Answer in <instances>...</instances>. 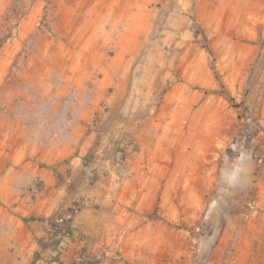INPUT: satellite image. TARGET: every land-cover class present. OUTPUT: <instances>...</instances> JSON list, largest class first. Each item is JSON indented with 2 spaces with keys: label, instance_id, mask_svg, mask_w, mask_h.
Listing matches in <instances>:
<instances>
[{
  "label": "rangeland",
  "instance_id": "1",
  "mask_svg": "<svg viewBox=\"0 0 264 264\" xmlns=\"http://www.w3.org/2000/svg\"><path fill=\"white\" fill-rule=\"evenodd\" d=\"M4 166L46 228L29 264H264V0H0ZM120 179L160 196L87 250L59 187Z\"/></svg>",
  "mask_w": 264,
  "mask_h": 264
},
{
  "label": "crops",
  "instance_id": "2",
  "mask_svg": "<svg viewBox=\"0 0 264 264\" xmlns=\"http://www.w3.org/2000/svg\"><path fill=\"white\" fill-rule=\"evenodd\" d=\"M23 166L25 167L26 164ZM72 171L79 176L82 168H73ZM0 176V203H2L0 205V264H29L30 250L31 248L33 252L37 250L36 243L39 238L45 237L46 228L42 222L30 221L26 218L27 198L14 197L21 196V194L13 192L11 168L6 166L0 168ZM38 177L46 179L50 175L40 171ZM106 183L108 184L100 181L91 191L81 190L78 184H75L69 192H64L62 187H59V195L63 196V199L62 197L59 199V205L63 202L61 207L69 206L72 201L86 193L84 208L74 217L72 223L73 227L84 236L87 250H96L101 246L105 250L106 248L110 250L115 247L121 248L124 245L120 239L123 234H128V232L135 235L142 234L143 217L136 214L135 222L130 223L129 228L124 204H132L141 213L144 197H149L148 200L152 201L160 196L158 180L147 181V184L135 179L109 180ZM142 186L150 187L147 195L142 191ZM105 187L109 189L103 191ZM15 191L18 192L17 189ZM40 201L41 199H38L37 203ZM14 202L20 203L16 207L18 216H14L12 212ZM34 264L44 263L42 260H36Z\"/></svg>",
  "mask_w": 264,
  "mask_h": 264
},
{
  "label": "built area",
  "instance_id": "3",
  "mask_svg": "<svg viewBox=\"0 0 264 264\" xmlns=\"http://www.w3.org/2000/svg\"><path fill=\"white\" fill-rule=\"evenodd\" d=\"M69 218H70V217H69ZM69 218H68V219H69ZM68 219L66 220L67 222H69V220H68Z\"/></svg>",
  "mask_w": 264,
  "mask_h": 264
}]
</instances>
